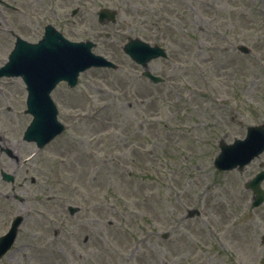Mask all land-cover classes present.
<instances>
[{"label":"rangeland","instance_id":"374dc122","mask_svg":"<svg viewBox=\"0 0 264 264\" xmlns=\"http://www.w3.org/2000/svg\"><path fill=\"white\" fill-rule=\"evenodd\" d=\"M5 1L20 9L0 6V67L16 36L37 43L53 25L120 70L59 85L67 130L39 153L16 144L31 121L24 82L0 79V140L20 159L0 161V237L24 216L0 264H264V205L250 209L245 189L264 155L242 173L214 167L221 141L264 123V0ZM102 8L115 24L98 22ZM129 38L168 48L170 61L150 64L164 84L141 77L122 50Z\"/></svg>","mask_w":264,"mask_h":264},{"label":"water","instance_id":"95a60500","mask_svg":"<svg viewBox=\"0 0 264 264\" xmlns=\"http://www.w3.org/2000/svg\"><path fill=\"white\" fill-rule=\"evenodd\" d=\"M116 16L115 11L103 9L99 12V22L116 23ZM45 31V36L39 44H29L18 38L9 62L0 69V77L15 76L23 77L25 80L29 90L28 113L34 116L25 138L30 142H36L40 148L64 130V126L57 121L58 111L50 98L57 84L67 81L71 87H75L80 73L91 67L117 69L114 63L92 52L95 47L92 42L72 43L52 26H48ZM123 49L132 60L143 66L144 75L152 82L162 81L148 71V64L154 59L165 57L164 49L151 47L140 39H129ZM238 50L244 54L250 53L245 46H239ZM220 148L222 152L215 161V166L219 170L230 171L236 167L243 169L264 152V126L250 127L245 140H236L231 145L222 141ZM4 178L13 181V177L5 174ZM263 181L264 172L247 184L255 193L254 208L264 203V190L261 188ZM70 211L75 214L79 209L70 207ZM195 215H199V212L189 213L190 218ZM21 220L22 218L16 220L10 233L0 239V258L12 247ZM168 237V234L164 235L165 239Z\"/></svg>","mask_w":264,"mask_h":264},{"label":"flooded vegetation","instance_id":"af4514ba","mask_svg":"<svg viewBox=\"0 0 264 264\" xmlns=\"http://www.w3.org/2000/svg\"><path fill=\"white\" fill-rule=\"evenodd\" d=\"M9 110H11V108H8L7 107V112H9ZM27 126L25 125V128H27ZM25 128H24L23 125H20L18 127V130L20 131V133H22V135L19 137L20 140L19 139L17 140V142H16L17 145H19V144H21V145L26 144V142L23 140V134H24ZM6 148H7V146H3V144H2V142L0 140V161L3 159L2 157L5 156L6 158H8L9 161H13L14 160V161L18 162L20 159L17 156H15L13 152L12 153L6 152L5 151Z\"/></svg>","mask_w":264,"mask_h":264},{"label":"bare ground","instance_id":"6f19581e","mask_svg":"<svg viewBox=\"0 0 264 264\" xmlns=\"http://www.w3.org/2000/svg\"><path fill=\"white\" fill-rule=\"evenodd\" d=\"M10 162H16V161L13 160V161H10Z\"/></svg>","mask_w":264,"mask_h":264}]
</instances>
